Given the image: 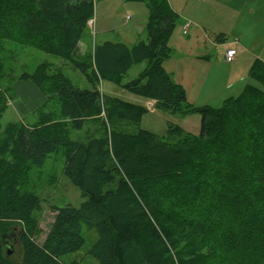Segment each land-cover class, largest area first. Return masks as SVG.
I'll list each match as a JSON object with an SVG mask.
<instances>
[{"label":"trees","instance_id":"16d2710c","mask_svg":"<svg viewBox=\"0 0 264 264\" xmlns=\"http://www.w3.org/2000/svg\"><path fill=\"white\" fill-rule=\"evenodd\" d=\"M125 1L146 5V40L131 46L120 41L96 44L89 57L78 60L77 46L93 19V2L0 0V43L9 41L69 62L90 86L80 89L60 73L49 74L45 63L33 74L20 76L19 82L31 81L40 87L49 81L52 88L42 92L46 101L33 114L36 125L20 121L4 129L0 126V230L4 234L16 223L23 225L19 253L6 258L0 251V264H77L64 260L84 247L83 230L97 236L87 255L98 264H213L203 254L209 250L206 222L177 211L174 197L179 191L196 195L197 185L191 183L186 168L192 165L203 172L218 163L223 149L213 152L212 146H220L222 133L234 122L241 127L253 125L248 145L252 181L264 193V63L255 60L248 72L262 90L247 86L218 109L195 107L163 67L172 56L167 42L178 14L167 0ZM139 64H144L143 69L124 82ZM100 82L140 97L147 105L153 102L157 112L170 117L201 115L199 135L185 133L170 122L166 134L179 136L182 142L165 143L140 128L134 134L116 131L122 122L139 127L148 113L147 105L104 95ZM13 98V91H3L0 119ZM88 122L102 123L105 136L86 142L72 140L71 132L83 131ZM189 139L196 141L190 150L174 147L178 142L181 147L189 144ZM60 149L64 152L63 174L84 201L79 207L55 208L45 240L37 244L29 225L41 211L43 200L33 193H21L20 188L32 169L39 170ZM115 172L120 177L111 187ZM255 264H264V258Z\"/></svg>","mask_w":264,"mask_h":264},{"label":"rangeland","instance_id":"374dc122","mask_svg":"<svg viewBox=\"0 0 264 264\" xmlns=\"http://www.w3.org/2000/svg\"><path fill=\"white\" fill-rule=\"evenodd\" d=\"M167 1L178 14L179 21L167 42L172 56L164 62L163 67L171 80L184 89L189 103L195 107L218 109L227 100L236 98L247 86L263 89L260 83L249 78L248 72L255 60L264 63V0ZM93 5V19L81 38L85 46L82 43L77 46L78 60L91 55L96 41H120L132 45L146 40L148 10L145 4L125 0H93ZM183 26L187 27L185 35ZM221 41L225 44L221 45ZM229 47L235 50V58H239L231 64L226 63L224 58L225 50ZM0 63V96L3 91L7 94L14 92V98L0 119L2 129L20 121L28 126L37 124V116L33 114L41 106L26 116L20 115L16 106L22 100L17 99L15 90L19 92L22 89L20 76L24 72L33 74L42 63L47 65L46 72L49 74L60 73L74 86L90 88L83 75L69 62L9 41L0 43ZM143 67L144 64L133 66L124 82L136 77ZM36 88L45 93L51 90L52 83L44 82ZM99 90L104 95L129 103L141 105L143 101L146 102L111 83L100 82ZM27 93L31 98L30 92ZM28 105L26 103L24 107ZM154 105L153 102L147 105L148 113L142 117L139 127L122 122L116 126V131L134 134L140 128L162 137L163 142L170 144L180 140L179 136L169 137L166 134L170 122L185 133L199 135L201 115L170 117L157 112ZM54 107L52 105L48 113H52ZM241 126L235 122L229 125L218 141L220 146H212L213 152L218 148L223 149L218 163H212L203 172H198L192 165L186 168L191 183L197 185L196 195L188 196L179 191L174 197L177 211L206 222L209 250L203 254L213 264H255L264 258V193L252 181V162L248 151L250 135L255 130L252 124L249 127ZM103 130L102 123L96 122L95 125L88 122L83 131H72L70 138L86 142L93 137H104ZM179 142L174 147L185 151L191 149V144H196V141L189 139V144L184 143L181 147ZM63 165L64 152L60 149L39 170L32 169L20 188L21 193H33L43 200L41 211L32 216L33 222L29 225L31 236L37 244L45 240L56 215L55 208L65 205L79 207L84 201L80 192L64 176ZM115 174L116 179L111 187H115L120 177L117 172ZM153 224L156 226L155 222ZM22 228V224L16 223L4 234L0 230V251L4 257H15L19 253V232ZM83 237L85 245L82 250L66 256L64 261L98 264L87 255L97 239L95 232L83 230ZM172 255L176 256L177 252H172Z\"/></svg>","mask_w":264,"mask_h":264},{"label":"crops","instance_id":"0c3cea01","mask_svg":"<svg viewBox=\"0 0 264 264\" xmlns=\"http://www.w3.org/2000/svg\"><path fill=\"white\" fill-rule=\"evenodd\" d=\"M81 1H84V2H93V0H81ZM199 2H203V1H199ZM103 42H108V41H103V40L96 41L95 44L92 47L91 53L93 52L94 46L96 44H100V43H103ZM80 43L83 44V47L85 46V42L84 41L82 42L80 40L79 45H80ZM219 43H221V45H224L225 44L224 41H221ZM124 44H126V43H124ZM126 45L131 46L129 44H126ZM86 48H88L87 45H86ZM229 48H232V47H229ZM236 56H237V54L235 55V57ZM238 60H239V58H235L233 62H237ZM233 62H231V63H233ZM231 63H228V64H231ZM21 88L22 89L19 92H17V90H15V92L17 94V99L20 98L22 100L21 102H19V105L16 106V110L18 111V113L20 115L26 116L28 113H32L35 109H37L43 103H45L46 97H45V95L38 88L35 87L34 84H32L30 82H27V81L25 83L23 82V86ZM27 92H30L31 98H29V95H28ZM26 103L29 104L28 107H24V104H26ZM142 105H147V103L146 102L144 103V101H143Z\"/></svg>","mask_w":264,"mask_h":264},{"label":"built area","instance_id":"2783aa9c","mask_svg":"<svg viewBox=\"0 0 264 264\" xmlns=\"http://www.w3.org/2000/svg\"><path fill=\"white\" fill-rule=\"evenodd\" d=\"M198 1H204V0H198ZM186 31H187V27L184 26L183 27V33H184V35L186 34ZM235 55H236L235 50H233L232 48H227L225 50V53H224V57H225L226 62L227 63L233 62L234 59H235Z\"/></svg>","mask_w":264,"mask_h":264},{"label":"water","instance_id":"95a60500","mask_svg":"<svg viewBox=\"0 0 264 264\" xmlns=\"http://www.w3.org/2000/svg\"><path fill=\"white\" fill-rule=\"evenodd\" d=\"M7 254L9 255L10 253L8 252Z\"/></svg>","mask_w":264,"mask_h":264}]
</instances>
